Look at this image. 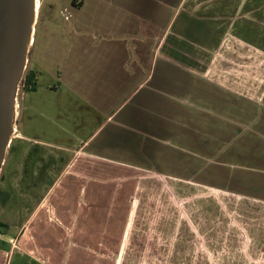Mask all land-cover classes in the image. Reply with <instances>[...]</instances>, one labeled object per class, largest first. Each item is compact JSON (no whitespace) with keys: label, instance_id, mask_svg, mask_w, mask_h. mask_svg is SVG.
<instances>
[{"label":"crops","instance_id":"1","mask_svg":"<svg viewBox=\"0 0 264 264\" xmlns=\"http://www.w3.org/2000/svg\"><path fill=\"white\" fill-rule=\"evenodd\" d=\"M231 1L42 3L0 264H264V58L224 43L264 50V0Z\"/></svg>","mask_w":264,"mask_h":264},{"label":"water","instance_id":"2","mask_svg":"<svg viewBox=\"0 0 264 264\" xmlns=\"http://www.w3.org/2000/svg\"><path fill=\"white\" fill-rule=\"evenodd\" d=\"M33 22V0H0V170L16 125L14 112Z\"/></svg>","mask_w":264,"mask_h":264},{"label":"rangeland","instance_id":"3","mask_svg":"<svg viewBox=\"0 0 264 264\" xmlns=\"http://www.w3.org/2000/svg\"><path fill=\"white\" fill-rule=\"evenodd\" d=\"M201 1V0H200ZM63 2L64 0H41V5L42 3H44V7L42 9V17L44 15L45 12H48V13H51L54 17H57V18H63V12H64V8L65 7H70L69 5L70 4H65L63 5ZM60 3V4H58ZM199 3V2H198ZM231 12L233 13V19L235 18V15H237V17H241L242 21L246 18L247 16L250 14H247L245 15V18L243 16V9L240 8V3H242L243 5L245 4V14L247 12H251V9H253L252 12H257L260 7V4L257 2V1H254V2H251L249 0H232L231 1ZM59 5V6H58ZM54 7V8H53ZM66 10V9H65ZM63 11V12H62ZM235 14V15H234ZM260 15V13H259ZM244 18V19H243ZM240 27H238L237 29L236 28H233L232 25L230 26V34L228 35L229 38L228 40H226V42H224L225 44L229 45V47L233 50H235L237 47H241L242 49L245 48V45H250V47L254 50V51H257V53H253V58L256 59V62L255 64H261V60L264 58V50H257V46H258V43H249L247 41H245V33L241 32ZM221 41H217L216 44H220ZM234 66L232 65L231 69H233ZM264 78V77H262ZM21 82H22V79L19 83V88L21 86ZM20 101H21V96L17 95V100H16V106L17 108L19 107L20 105ZM18 103V104H17ZM19 111V109H18ZM16 120H17V114H16Z\"/></svg>","mask_w":264,"mask_h":264},{"label":"trees","instance_id":"4","mask_svg":"<svg viewBox=\"0 0 264 264\" xmlns=\"http://www.w3.org/2000/svg\"><path fill=\"white\" fill-rule=\"evenodd\" d=\"M37 77H38V72L27 67L21 82L19 93H21L22 91L23 92L35 91L37 89ZM0 226L3 228L7 227L6 224H2V223H0Z\"/></svg>","mask_w":264,"mask_h":264},{"label":"bare ground","instance_id":"5","mask_svg":"<svg viewBox=\"0 0 264 264\" xmlns=\"http://www.w3.org/2000/svg\"><path fill=\"white\" fill-rule=\"evenodd\" d=\"M40 6H41V0H33L34 22L31 24V27H30V30H29V33H28V47L29 48H31V45L33 43V35H34V32H35V24H36L38 16H39ZM25 64H28V57L25 59ZM18 109H19V107L17 108V106H16V110L14 112V115L17 114ZM16 130H17L16 125H13L12 126V133L15 134Z\"/></svg>","mask_w":264,"mask_h":264},{"label":"built area","instance_id":"6","mask_svg":"<svg viewBox=\"0 0 264 264\" xmlns=\"http://www.w3.org/2000/svg\"><path fill=\"white\" fill-rule=\"evenodd\" d=\"M20 89V88H19Z\"/></svg>","mask_w":264,"mask_h":264}]
</instances>
